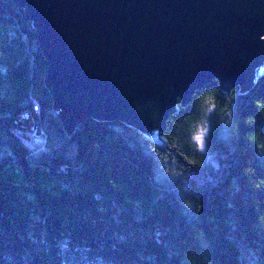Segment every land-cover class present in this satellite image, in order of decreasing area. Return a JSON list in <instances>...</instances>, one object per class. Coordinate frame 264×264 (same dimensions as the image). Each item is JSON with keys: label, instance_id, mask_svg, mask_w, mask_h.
Returning a JSON list of instances; mask_svg holds the SVG:
<instances>
[{"label": "trees", "instance_id": "16d2710c", "mask_svg": "<svg viewBox=\"0 0 264 264\" xmlns=\"http://www.w3.org/2000/svg\"><path fill=\"white\" fill-rule=\"evenodd\" d=\"M47 70L25 9L0 0V264H264V71L179 101L160 140L68 132Z\"/></svg>", "mask_w": 264, "mask_h": 264}, {"label": "water", "instance_id": "95a60500", "mask_svg": "<svg viewBox=\"0 0 264 264\" xmlns=\"http://www.w3.org/2000/svg\"><path fill=\"white\" fill-rule=\"evenodd\" d=\"M48 61L68 132L88 119L162 131L214 80L251 88L264 63V0H13ZM252 67V68H251Z\"/></svg>", "mask_w": 264, "mask_h": 264}, {"label": "rangeland", "instance_id": "374dc122", "mask_svg": "<svg viewBox=\"0 0 264 264\" xmlns=\"http://www.w3.org/2000/svg\"><path fill=\"white\" fill-rule=\"evenodd\" d=\"M252 68V67H251ZM264 71V63L258 61V63H256V69H252V77H256L257 75H259L261 72ZM150 135H153L154 137L159 138V130L153 132V133H149ZM208 134V130H204L203 132H201L200 135H198L197 137V143L199 145V148L202 152H206V137Z\"/></svg>", "mask_w": 264, "mask_h": 264}, {"label": "built area", "instance_id": "2783aa9c", "mask_svg": "<svg viewBox=\"0 0 264 264\" xmlns=\"http://www.w3.org/2000/svg\"><path fill=\"white\" fill-rule=\"evenodd\" d=\"M35 109L37 110V107Z\"/></svg>", "mask_w": 264, "mask_h": 264}]
</instances>
